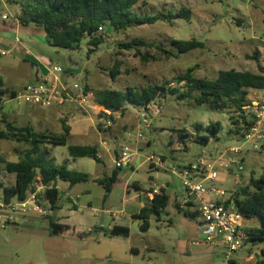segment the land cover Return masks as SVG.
<instances>
[{
    "label": "rangeland",
    "instance_id": "rangeland-1",
    "mask_svg": "<svg viewBox=\"0 0 264 264\" xmlns=\"http://www.w3.org/2000/svg\"><path fill=\"white\" fill-rule=\"evenodd\" d=\"M2 3L0 2V11L9 17L18 10V6L8 4L6 0L5 5ZM183 7L191 11L189 19H175L171 24L157 22L151 25H134L124 34L104 28L100 34L104 42L90 53L87 37L82 40L78 50H66L50 46L45 36L39 32L41 28L25 27L37 29V32L29 34L21 31L18 34L21 45L15 43L14 35L9 36L3 49L4 52L9 50V54L0 55V78L6 86L19 91L26 85L37 83L34 73L35 68L39 67L33 66L32 61L42 62L48 66L61 67L65 72L60 75L64 82L86 84L94 94L102 90L122 92L127 87L142 89L150 85L166 84L191 67H196V77L208 80H214L217 72L221 70L255 73L258 65L264 68V0H139L132 11L139 16H155L159 13H175ZM135 38L162 45L166 49L170 48L172 40H196L204 44V49L175 54L172 58L150 50L149 53L155 59L142 62L133 51L127 52L117 47L118 42ZM25 50L31 57L25 56ZM141 51L146 53L145 50ZM254 52L257 53L258 61L250 58ZM34 57L37 58L36 61ZM115 62L118 63L117 73L111 78L110 71ZM260 92L249 90L248 99L251 100ZM3 98L2 100L0 95V103L4 102L0 108V116L5 115L15 126H30L37 132L50 131L59 134L62 133V124H65L71 128L69 144L98 147L100 162L96 163L89 158H71L67 146H46L45 149L55 164L86 173L90 179L72 189L67 183L59 182L60 194L56 208L50 211L49 204H44L47 208L45 215L27 212L25 215L14 216L18 229L23 233V236L18 238L27 246V255L30 258L36 255L34 263L43 264L44 258L48 260L46 254L52 251L53 245L50 250L45 248L49 241L46 236L50 229L49 221L52 219L53 222L68 225L70 234L76 233L74 238H77V233L82 234L83 229L86 230L88 226L108 227L115 220L120 226H126L130 230L129 239L122 241L137 248L140 254L144 255V260H150L151 264H221L218 248L189 245L191 240L199 237L198 224L195 218L185 216L183 211H178L174 206L175 201L185 197V187L181 179L167 168L174 166L179 169L194 164L202 152L210 155L228 146L237 145L238 135L234 133L237 127L231 122V118L237 119L235 111H212L191 107L171 97L156 99L159 117L151 122L149 129L141 130L144 136L141 141L144 142L143 148L138 151L143 155L139 163L147 156L154 155L160 158L164 165L163 168L153 170L148 162H143L140 167L135 165L129 182L138 183L143 191L163 187L168 196V203L160 221L151 217L150 228L144 232L139 228L140 222L131 220L130 216L137 212L139 202L147 201L145 194L139 195L140 201L136 199L124 202L123 200L136 193L131 191V194L126 195L122 185L124 179L121 176L107 196L103 187L96 183L97 179H102L104 175L109 176L114 168L113 159L118 147L116 142L122 141L124 132H135L139 107L127 105V111H117L112 116L114 120L111 127L104 129L99 115L88 116L75 107L53 106L40 109L26 105L18 106L9 98L8 93H5ZM60 114L75 115L76 120L66 122L60 119ZM216 122L221 128L213 134L208 131V126ZM197 125L201 126L198 130ZM2 128L0 121V129ZM182 130L190 135L185 143L175 140L178 132ZM202 137H208V142H203ZM148 140L150 144L145 145ZM102 143L111 150L110 153L105 151ZM127 145L129 146V143ZM22 149L16 142L0 140V158L3 160L17 162ZM243 157L245 170L240 173L233 172V175L213 183L215 188L232 196L247 186L250 178L257 179L260 176L264 167V147L257 152L248 150ZM132 162L133 160L131 164ZM14 181L15 175L6 173L0 163V198L4 195V187H11ZM130 185L127 187L132 190L133 186ZM246 225H249L246 228H250L256 224L251 222ZM35 232L36 238L31 236ZM67 237L71 238V235ZM59 243L65 241L60 240ZM146 244L152 247L163 245L165 254L159 257V253H147L143 250ZM263 246L264 243L251 246L245 242L242 249L236 253V264H256V256H260ZM76 247L77 245H74L72 249L75 250ZM30 250L35 252L31 253ZM84 251L87 252L85 249ZM248 256H253V261H247ZM139 259L141 260V256ZM49 263L54 264L53 257Z\"/></svg>",
    "mask_w": 264,
    "mask_h": 264
},
{
    "label": "trees",
    "instance_id": "trees-1",
    "mask_svg": "<svg viewBox=\"0 0 264 264\" xmlns=\"http://www.w3.org/2000/svg\"><path fill=\"white\" fill-rule=\"evenodd\" d=\"M6 2L18 6L16 18L20 26L41 28L50 46L78 50L82 40L87 37L88 53L104 42L103 36L97 32L99 27L124 34L134 25H151L157 22L171 24L175 19H189L192 14L188 8L183 7L175 13L139 16L132 11L139 0H6ZM117 47L123 51H133L142 62H148L154 58L149 53L150 50H156L160 55L172 58L175 54H187L193 50L204 49V44L196 40H172L170 48L166 49L162 45L135 38L118 42ZM141 50H145L146 53ZM250 58L258 61L257 53L254 52ZM32 65L35 66L33 63ZM117 67L118 63L115 62L110 71L111 78L115 77ZM195 71L196 67H191L185 73L174 77V81L142 89L127 87L122 92L96 91L93 94L94 99L98 105L112 112H125L127 105L144 107L159 97L163 99L171 97L191 107H202L212 111L233 110L237 113L236 120L231 118L232 125L237 127L234 133L238 136L243 135L247 131L250 118L245 115L242 108L249 103V90L264 92V68L258 65L255 73L221 70L217 72L214 80L196 77ZM39 81L38 78L36 82ZM2 87L3 82L0 78V93H8L10 99L16 96L17 91H4ZM87 91L91 90L87 88ZM110 118L114 120L112 116ZM0 121L3 125L0 129V140L16 142L23 147L17 162L0 158L4 171L15 175L14 184L11 187H4L3 196L7 201L14 199L25 201L33 185L37 183L45 187L44 199L46 198L45 201L49 204V210L53 211L60 194L59 182L67 183L69 187L88 182L90 179L88 174L55 164L54 159L48 155L46 146H67L73 159L89 158L96 163L100 162L96 145L69 144L71 128L65 124H62V133L56 134L50 131L37 132L30 126L17 127L2 114ZM196 128L198 130L201 126L197 125ZM220 128L218 122L211 123L208 131L214 134ZM189 136L182 130L178 132L175 140L185 143ZM201 140L208 142V137H202ZM121 170L114 167L109 176L104 175L102 179H97L96 183L103 187L106 196L118 182ZM130 186L136 187L135 183ZM137 190L139 191L138 188ZM149 192L150 205L142 207L131 217L132 220L140 222L139 228L144 232L150 227L151 217L160 221L168 203V196L164 190L160 194H153L152 190ZM229 206L230 210L245 219H255L259 222L258 227L245 229L248 234L246 242L251 246L264 243V167L257 179L250 178L247 186L233 193L231 200L225 203V207ZM176 207L178 209L177 205ZM184 215L190 216L187 212H184ZM49 224L50 236L61 234L65 228L52 219ZM104 234L108 237H127L129 229L126 226H113L110 230H105ZM256 264H264V246L260 250V256H256Z\"/></svg>",
    "mask_w": 264,
    "mask_h": 264
},
{
    "label": "built area",
    "instance_id": "built-area-1",
    "mask_svg": "<svg viewBox=\"0 0 264 264\" xmlns=\"http://www.w3.org/2000/svg\"><path fill=\"white\" fill-rule=\"evenodd\" d=\"M4 20L8 15L2 16ZM104 27L98 28V33H102ZM46 73L36 84H29L17 91L12 100L18 105H26L32 108L49 109L53 106L75 107L85 115H99V121L103 128L111 127V116L117 111L112 112L103 109L95 102L94 95L87 91L86 84L73 83L67 84L60 75L64 70L59 66H48L41 64ZM1 107V105H0ZM140 113L137 115V125L134 133L124 132L121 142H116L119 154L113 159L114 167L125 168L131 156L138 153L133 151L127 144L133 140L141 141L144 136L142 129H149L151 122L159 117V107L155 101L139 107ZM245 115L250 118L247 131L236 137L237 145L228 146L217 153L206 155L202 152L194 164L180 169L174 166L167 168L173 175L181 179L185 187V197L176 201L178 209L187 211L188 208L194 209V218L198 224L199 237L190 242L191 246L207 245L220 250L221 264H235L236 253L242 249L248 239L244 217L239 215L225 203L231 200L225 191L214 187L213 183L219 182L222 178L233 175V172H243L245 163L243 154L248 150L257 152L263 147L264 143V92L249 99V103L242 108ZM104 113H100V112ZM60 119L66 122H74L75 115L60 114ZM107 153L111 150L102 143ZM145 162L151 164V169L163 168V161L154 155L145 158ZM28 198L21 202L16 199L5 200L0 198V229H4L7 224L14 220L17 214L33 212L45 215L47 202L44 199L45 187L35 183ZM163 187L152 189L153 194H160ZM253 256H248L247 261H253Z\"/></svg>",
    "mask_w": 264,
    "mask_h": 264
},
{
    "label": "crops",
    "instance_id": "crops-1",
    "mask_svg": "<svg viewBox=\"0 0 264 264\" xmlns=\"http://www.w3.org/2000/svg\"><path fill=\"white\" fill-rule=\"evenodd\" d=\"M0 2H3L2 5H5L4 0H0ZM18 12H19V9L16 10V12L12 14V16L10 17L8 16V18L4 20L2 16L5 13L0 11V55H4V53L5 55L9 54V50H5V52L3 50L6 47L5 42L7 39H9V36L14 35L15 43L17 45H21V41L18 39V34H20L21 31L29 33V34L37 32V29L25 28V27L20 26L16 18V15ZM39 32H41L44 35L43 30H39ZM24 54L25 56L27 55L30 56L27 50H25ZM36 59L37 58H35V61ZM32 63L39 67V68L37 67L35 68L36 71L34 73L35 81H37L38 78L41 79V77L46 73V71L44 70L43 67L39 66V62L36 63L32 61ZM40 63L46 65L45 63H42V62ZM2 88L4 91H15L16 90V89L9 88L4 83H3ZM0 95L3 100L4 99L3 97L5 94L0 93ZM3 103L4 102L0 103L1 105L0 108L3 107ZM13 116L15 115H12V117ZM32 116L34 117V115ZM70 137H71V132H70ZM143 142L133 140L132 143H129V146L133 151H136V150L140 151L143 148ZM149 144H150V141L149 140L146 141L145 145H149ZM263 147H264V143H263ZM116 154L117 155L119 154L118 147H117ZM142 158H143V155H140L139 153L133 154L131 158L129 159L127 166L123 170H121L122 173L120 175L124 179L122 180V185L125 188L126 195L131 194V191L133 193H136L130 198L123 200L124 202L135 201L136 199L140 201V196L142 194H145L147 201L139 202L140 204L138 206L137 212L142 207L149 206L150 200H151V196L149 192L150 190L149 191L141 190L138 183L132 182V183H135L136 185V187H133L132 190H130L127 187L129 184H132L129 182V180H130V177L132 176V172L134 171L133 167L135 165H137V167H140L143 164V162H145V160H143V162L139 163V159H142ZM132 160L133 162L131 164ZM72 188L73 187H70V189ZM137 188L139 189V191L137 190ZM138 192L139 194H137ZM175 204H176V201L174 203V206L176 207ZM184 212H187L188 214H190L189 217L194 218V215H195L194 209L188 208L187 211H183V213ZM18 215H25V214H18ZM132 215L130 216V218L132 217ZM251 222H254L256 224L254 226H251V228L259 226V222L255 219H245V221H243V224L246 227V226H249L246 224H249ZM55 223L63 225L65 228L63 229L61 234H58L55 236H50L49 234L50 229L47 232L46 236L49 241H48L47 247L45 248L46 249L48 248L49 250L52 248V251L51 253L49 252L48 254H46V259L48 260H45L44 258L45 262L43 264H50L49 261L51 260V257H53L54 259V264H151L150 260L149 261L144 260V255H141L140 251L137 248L133 247L129 242L122 241L123 239H126V240L129 239L130 230H129V234L127 237H108L104 234L105 230H110L113 226H120L115 220H113L112 223L109 224L108 227L88 226L86 230L83 229L82 234L77 233V238L73 237L74 234L76 233L70 234V228L68 225L62 224L59 222H55ZM35 234L36 232L34 234H31V236L36 238L37 235ZM67 235H71V238L67 237ZM20 236L22 237L23 233H21L20 229H18V223L15 220V218L13 221L9 222L4 229H0V264H36L34 263L36 255H32L31 258L29 257V255H27L28 248L27 246H25V244H23L24 242H22V239L18 238ZM60 240H62L63 242L65 241V243H59ZM193 240H196V239H193ZM190 242H189V245H190ZM69 243L77 245L75 250L72 249V246L74 245H71ZM94 246H97V247H94ZM201 246H207V245H199L195 247H201ZM84 249L87 252H85ZM143 250L152 255L159 253L161 254V255H158L159 257L165 254V248L163 245H161V247H156V245L152 247L146 244L143 246ZM30 252L33 253L35 251L30 250ZM140 256H141V260L139 259Z\"/></svg>",
    "mask_w": 264,
    "mask_h": 264
},
{
    "label": "water",
    "instance_id": "water-1",
    "mask_svg": "<svg viewBox=\"0 0 264 264\" xmlns=\"http://www.w3.org/2000/svg\"><path fill=\"white\" fill-rule=\"evenodd\" d=\"M46 199V198H45Z\"/></svg>",
    "mask_w": 264,
    "mask_h": 264
}]
</instances>
